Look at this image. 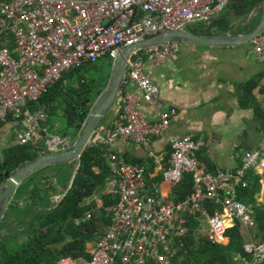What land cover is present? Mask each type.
Returning <instances> with one entry per match:
<instances>
[{
  "label": "built area",
  "instance_id": "2783aa9c",
  "mask_svg": "<svg viewBox=\"0 0 264 264\" xmlns=\"http://www.w3.org/2000/svg\"><path fill=\"white\" fill-rule=\"evenodd\" d=\"M230 1H0V123L9 118L20 121L17 145L44 141L50 152L70 149L72 144L66 136H49L44 126L46 110L31 106L52 85L85 64H95L104 57L114 60L122 47L217 17ZM180 44L151 47L129 61L123 84L134 85L140 94L124 93L121 113L108 128H98L92 139L93 144L106 147L110 171L103 195L113 199L104 207L110 224L105 234L87 247L88 258L65 256L56 264H182L190 216L205 221V233L216 244L228 242L226 232L237 222L255 229L254 209L239 199V189L248 185L246 173L257 167L262 148L246 151L240 168L210 173L198 157L202 143L191 135H172L169 166L161 169L162 181L172 186L192 174L194 182L192 194L180 202L173 193L150 190L146 168L127 162L111 150L118 140H129L149 150L152 139L169 130L178 112L161 104L159 87L146 62L150 61L153 68L161 66ZM251 47L264 63V33L251 41ZM142 101L154 108L157 122L139 109ZM155 162L160 167L157 159ZM96 203L103 207V199ZM90 217L88 212L86 219ZM243 250L251 260L241 255L236 260L245 264L264 260V241L248 242Z\"/></svg>",
  "mask_w": 264,
  "mask_h": 264
},
{
  "label": "trees",
  "instance_id": "16d2710c",
  "mask_svg": "<svg viewBox=\"0 0 264 264\" xmlns=\"http://www.w3.org/2000/svg\"><path fill=\"white\" fill-rule=\"evenodd\" d=\"M263 1L231 0L225 13L222 12L221 15L210 20L192 24L188 26V30L207 35L229 31L234 28V25L244 22L251 11ZM260 17L261 12L250 24L239 27L236 31H253ZM204 24L205 26L197 29ZM2 46L0 42V48ZM142 53L144 50L138 52V54ZM95 64L92 66L94 67ZM112 64L113 60L110 62L111 67ZM75 70H80V68ZM63 78L52 85L37 104L31 106L44 108L48 112L55 110L56 102L60 100L59 97H63L66 104L63 114L67 119V125L76 128L80 120L87 118L91 104L101 94V91L97 92L95 98L91 100L90 96L93 93L91 85H86L83 77L77 79L78 84L67 89L63 85ZM99 81L100 83L107 82L103 78ZM256 85V81L251 80L240 89L241 107H253L255 114L252 120L246 121V129L242 137L241 148L247 151L260 148L264 142V109L256 104L243 103V99L249 96L254 99L252 90ZM44 148V141L14 145L4 151L0 159V167L5 164L4 171L11 174L40 156V153L45 151ZM62 166H66L67 169H61V178L56 179L57 185L52 189H39L35 184V174L24 181L32 182L29 183L26 191H20L24 182L18 187L16 194L18 197H24L22 198L24 206H21L22 201L11 204L9 209L11 212L7 216L5 214L3 218L5 223L1 222L2 227H6L7 231L14 235L12 238L9 235L0 237V264H56L60 258L65 256L75 259L88 258L87 245L95 243L107 231L110 218L104 207L112 204L113 200L103 196V207H98L92 201L88 205L85 204L98 188H104L109 176L110 168L104 146L91 144L87 147L81 155V162L68 190L75 163ZM245 179L248 185L239 189V199L253 207L255 229L249 230L237 222L226 232L228 242L216 244L212 243L207 235L200 240L196 239L200 218L190 216L187 218V234L183 238L185 252L182 264H245L244 261L236 260L237 255L245 257L248 261L251 260V256L244 253L243 246L251 241H264V205L257 201V195L261 190V176L252 168L247 171ZM193 184L192 174H186L180 183L172 185L175 201L180 202L191 195ZM57 190H61L60 195L64 196L59 202V197L50 201L48 193L58 194ZM16 207L20 210L13 212ZM88 212L91 217L86 219ZM12 241L16 243V246H11ZM19 243L21 244L18 246ZM261 264H264V260Z\"/></svg>",
  "mask_w": 264,
  "mask_h": 264
},
{
  "label": "crops",
  "instance_id": "0c3cea01",
  "mask_svg": "<svg viewBox=\"0 0 264 264\" xmlns=\"http://www.w3.org/2000/svg\"><path fill=\"white\" fill-rule=\"evenodd\" d=\"M260 12L262 11L259 10L255 17ZM234 33L244 34L249 32L242 30L241 32L236 31ZM242 46L204 49L202 55L205 57V60L196 67V75L191 72L189 78H179L182 69L174 68L165 73H158L156 78L152 77L156 83H158V80L161 84H158L161 104L165 109L176 108L178 112L177 117L171 121L170 128L164 135L152 139L149 150L143 145L129 140H118L111 147L112 151L121 155L127 162L146 168L145 179L150 190L158 189L164 195H171L173 193L172 186L162 181L161 170L169 166V139L172 135H191L196 141L201 142L202 145L198 157L204 169L210 173H216L219 170L237 169L243 165L242 156L247 150L241 148L242 137L246 129V121L252 120L255 114L253 107H241L242 104L239 100L240 89L245 83L255 80L257 85L252 90L254 99L249 96L247 99H243V103L249 105L256 104L264 109V63L253 52L251 43L248 53L253 55V57L249 58L245 55L244 57L247 58V61L239 62L233 67H228L226 64L221 63L223 62V58L228 59L230 56H236L242 50ZM179 48H181V45ZM189 51L197 53L196 49L193 48H189ZM177 52L165 63H168L173 56L176 59L175 54ZM223 52H226L225 54L228 53V55L223 56ZM220 56L223 57L219 59ZM214 62L219 64L214 66ZM146 67L151 71L150 69L153 67L150 61L146 62ZM193 70L195 69L193 68ZM227 76L233 77L232 82H228L226 78L224 80V77ZM121 91L122 93H120ZM121 91L110 108L107 117L100 123L99 129L104 130L108 128L118 117L119 113H121L122 96L124 93L132 92L140 94L137 88L128 82L122 85ZM204 106L207 109L202 112V108L200 107ZM139 109L150 121H158L152 106L142 101L139 104ZM47 122L44 124L46 127L48 125ZM20 128L22 129L20 121L13 118L0 123V159H2V155L6 149L17 145L15 142L10 146H5L9 143L10 140L8 141V139L12 136V133L14 132L13 136H15ZM91 144L93 143L91 142ZM104 148L106 149L105 146ZM260 148H262L261 159L253 170L261 176V190L257 195V201L264 205V183L262 182L264 181V142ZM44 150L40 155L52 153L46 148ZM156 159L159 161L160 167L156 164ZM44 176L41 175L38 181H35L39 189H52L53 186L57 185L56 178H53L54 182H51ZM57 193L53 194L49 192L48 199L53 201L62 196L59 195L58 190ZM100 199H103V197ZM110 199L113 200L112 198ZM19 201H22L21 206H24L23 199ZM96 201L94 200L93 203L97 205ZM16 202L14 201V203ZM90 202L87 201L85 204L88 205ZM202 220L200 219L199 227H205V230H207V225L206 223L203 224ZM92 244H88L87 247Z\"/></svg>",
  "mask_w": 264,
  "mask_h": 264
},
{
  "label": "water",
  "instance_id": "95a60500",
  "mask_svg": "<svg viewBox=\"0 0 264 264\" xmlns=\"http://www.w3.org/2000/svg\"><path fill=\"white\" fill-rule=\"evenodd\" d=\"M259 10L262 11L260 21L253 31L244 34L234 33L239 27L250 24ZM262 33H264V1L251 11L244 22L237 24L233 29L223 33L211 35L197 34L189 31L186 27H182L159 33L140 43L122 47L117 57L113 60L112 72L106 88L91 104L87 118L80 120V124L76 127L79 130V135L70 149L40 155L11 174L8 171H3L6 167L5 164L0 167V179L3 178L0 180V224L17 188L36 172L49 166L75 163L73 175L67 190L70 188L76 170L81 162V155L91 144L101 121L107 116L116 97L121 91L127 73L128 63L136 53L151 47L175 42L205 48L237 47L251 43L255 37ZM63 196L58 199V202Z\"/></svg>",
  "mask_w": 264,
  "mask_h": 264
},
{
  "label": "rangeland",
  "instance_id": "374dc122",
  "mask_svg": "<svg viewBox=\"0 0 264 264\" xmlns=\"http://www.w3.org/2000/svg\"><path fill=\"white\" fill-rule=\"evenodd\" d=\"M226 12V8L223 11V13ZM222 14V13H221ZM232 21V19H231ZM232 23L234 24V22L232 21ZM208 24V23H207ZM255 24V22L253 23V25ZM204 25L198 27L197 29L202 28ZM236 25H234L235 27ZM186 29H188V26L186 27ZM181 48H179L177 54L176 55V59L174 58V56L171 58V60L168 63H165L159 67L156 68H151V73H152V77L157 76L158 73L160 72H166L172 68L174 69H182V72L180 74L181 79L184 78H189L190 77V73L193 72L196 75V70L198 67V65L200 63H202L205 60V57L202 55V51L204 49H208L205 47H196L190 44H185V43H181ZM183 47V48H182ZM243 48H241L242 50H240V52L236 55V56H230L228 57V59L223 58V64H226L228 67H233L236 66L239 62H243V61H247V58L244 57L245 55L249 58L253 57V55L248 53L249 47H250V43H247L245 45L242 46ZM189 48H193L196 49L197 53H191L189 51ZM213 51V50H211ZM226 52H223V56H227V54H225ZM223 56H220V58H222ZM111 60L108 58H101L93 67L92 64H85L82 68H80V70H71L72 73H70V71L68 73H66V75H63V85H65L66 89L68 87H71L73 85L78 84L77 79L79 77H83L85 80V84L86 85H91V90H92V94L90 96V99L93 100L95 98V94L99 91H101V93L104 91V89L106 88V85L109 81V78L111 76V72H112V67L110 65ZM148 62V60H147ZM218 62V61H217ZM217 62H214V66H216V64H219ZM94 65V64H93ZM221 67V66H220ZM193 68L195 70H193ZM106 79L107 82L106 83H100V79ZM228 79V82H232L233 77L232 76H227L224 77V80ZM157 85H161L160 82L157 80ZM82 84V83H81ZM88 88V87H87ZM160 91V90H159ZM98 97V96H97ZM59 101L56 102V109L55 110H49L47 112L48 114V122H47V129H48V134L49 136H63L65 135L70 142H72V144H74V142L77 140V137L79 135V130H77L75 127H69L67 125V119L64 116V110H65V99L63 97H59ZM96 100V99H94ZM36 108V107H34ZM202 108L201 111L204 112L206 111L207 107H200ZM107 117V116H106ZM105 120V119H104ZM103 122V120L101 121ZM101 126V125H100ZM21 128L18 130L20 131ZM14 135V132L12 133V136L8 139L9 143H7L5 146H10L12 143L17 142V132L16 135ZM61 169H67L66 166H62V165H57V166H49L46 167L44 169H42L39 173L35 174V179L36 181H38V179L41 177V175H45L44 177H47V179L49 181H53V178H56L57 180H60L61 178ZM52 175V176H51ZM47 184L48 181H46ZM264 183V181H262ZM29 183L32 182H24L22 188L20 189V191H26L27 186L29 185ZM60 192H62L61 190H59V195L61 194ZM103 193V189L102 188H98V190L95 191V193L93 194V196L86 200L87 201H94V200H99L100 198L103 197L102 195ZM22 198H24L23 196H17V194L15 193L10 201V204L7 208V213L6 216L8 215L9 212H11L10 206L11 204L14 203V201H19ZM93 199V200H92ZM46 201V200H45ZM85 202V203H86ZM15 210H20L19 207H16V209H13V212ZM4 221V220H2ZM5 223V221L3 222ZM3 223L0 224V237L3 236H10L12 238V235H14V233H9L7 231L6 227H2ZM202 223L204 224L205 221L202 220ZM2 227V228H1ZM205 227H199V229L196 232V239L200 240L202 238H204L206 236L205 233ZM2 239V238H1ZM21 243L18 244V246ZM11 246H16V243L14 241L11 242ZM90 246V245H89Z\"/></svg>",
  "mask_w": 264,
  "mask_h": 264
},
{
  "label": "flooded vegetation",
  "instance_id": "af4514ba",
  "mask_svg": "<svg viewBox=\"0 0 264 264\" xmlns=\"http://www.w3.org/2000/svg\"><path fill=\"white\" fill-rule=\"evenodd\" d=\"M4 171V170H3ZM3 178H1L0 180H2Z\"/></svg>",
  "mask_w": 264,
  "mask_h": 264
}]
</instances>
